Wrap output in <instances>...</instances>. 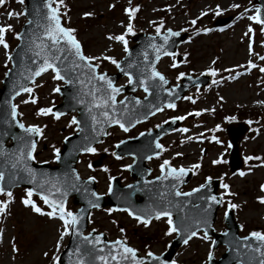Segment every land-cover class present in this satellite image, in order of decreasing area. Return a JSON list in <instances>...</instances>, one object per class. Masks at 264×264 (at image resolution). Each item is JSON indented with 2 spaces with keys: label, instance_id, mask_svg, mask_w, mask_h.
Returning a JSON list of instances; mask_svg holds the SVG:
<instances>
[{
  "label": "rangeland",
  "instance_id": "374dc122",
  "mask_svg": "<svg viewBox=\"0 0 264 264\" xmlns=\"http://www.w3.org/2000/svg\"><path fill=\"white\" fill-rule=\"evenodd\" d=\"M15 1L8 0L6 6L0 8V26L11 25V30L4 33L7 50L0 46V79L9 69V56L14 46L8 43L11 42L9 37L25 23L23 1ZM225 1L229 3L225 5ZM55 3L65 26L75 30L73 34L82 46L84 55L100 58L90 62L99 65L101 71L109 73L115 72V64L102 57L108 56L119 61L126 54L125 45L109 39V36L123 34L129 48L133 45L131 38L138 30L156 34L154 30L159 26L188 34L187 41L177 49L183 58L187 56L186 61L173 67L174 57H164L158 62L157 69L168 76L172 83L176 82L180 73L187 70L200 75L210 73L208 70L212 69L216 72L212 75L214 82L198 95L193 93L195 90L192 91V105H185L182 101L175 108L161 111L146 123L157 124L173 117H185L180 120V130L162 140L165 152L154 163L157 164L156 169L160 162L167 160L176 168L195 170L197 174L190 186L200 183L209 172L218 175L214 169L227 159L229 152V145L221 132L225 121L220 112L238 109L239 114L243 110H264V72L260 71L264 67V59H261L264 57V34L261 33L263 26L260 23L248 19L249 16H256L257 12V6L252 0H62V3L55 0ZM232 4L239 7L232 8ZM126 8H137L133 14L131 32L126 31L129 23ZM8 12L16 15L9 18ZM202 12L204 15H201ZM84 13L91 15L85 16ZM215 19L229 21L222 28L215 29L212 27ZM193 20L196 21L195 24L191 23ZM249 27L252 28L251 33L248 32ZM249 61L256 67L249 69ZM53 75L51 71L45 73L30 86L32 93L26 92L15 100L22 122L26 126L35 125L41 129L42 140H39L41 145L38 142L35 149V161L51 165L54 164L62 140L75 132V125L69 123L74 113L58 119L50 114H36L38 109L50 108L61 101L53 89L63 83L54 80ZM126 82L127 79H122L119 84L124 85ZM33 96L36 98L35 103L31 100ZM196 112H200L202 118H198ZM204 114H208L209 119L203 118ZM132 134L134 133L124 134L113 129L102 144L95 148V152L80 156L77 164L80 176L93 177L99 193L107 192L110 180L115 175L125 176L124 168L131 160L127 158L113 162L107 158L102 165L96 163L92 167L91 164L102 154L112 151L115 142ZM212 134L215 137L218 134L223 136L207 147L205 141ZM239 150L244 160L239 172L231 175L228 169L220 168L224 173L223 184H227L228 188L220 191L225 201L218 212L215 228L219 231L224 229L222 220L231 203L237 205L234 212L236 221L242 225L241 233L258 229L264 234V203L258 199L264 197V191L261 190V185H264V159L261 156H264V125L255 134L244 138ZM246 157L253 159L246 160ZM213 161L218 162L214 164ZM196 164L200 167H193ZM241 172L244 173L243 176L240 175ZM124 179L125 182L129 180ZM26 191L24 188H17L11 192V198L6 194L0 196V202L8 201L5 211L0 213V264H57L53 257L57 258L65 248L69 232L60 239L63 222L59 219V214L49 217L33 212L31 205L22 202L24 199H31L43 213L52 211V208L45 206L42 199L28 197ZM226 192L231 193V196ZM65 209L73 213L76 207L68 200ZM107 210L108 208H104L92 212L90 229L106 234L110 240L124 239L141 255L149 251L160 254L166 248L165 243L173 237V234L165 235L167 219L155 220L145 226L123 212ZM202 237L203 235L198 234L178 250L174 258L175 264H207L212 240H204ZM57 241L60 242L59 248ZM223 252V247H218L215 257H220Z\"/></svg>",
  "mask_w": 264,
  "mask_h": 264
},
{
  "label": "water",
  "instance_id": "95a60500",
  "mask_svg": "<svg viewBox=\"0 0 264 264\" xmlns=\"http://www.w3.org/2000/svg\"><path fill=\"white\" fill-rule=\"evenodd\" d=\"M52 1L24 0L23 13L27 22L18 34L19 43L10 57L12 68L8 70V74L1 82L0 144L3 145L5 155L0 156V171L4 173V178L0 180V188H3L4 192H10L15 187H24L32 190V193L40 197L41 194L47 195L50 200L59 201L64 206L66 200L73 197V203L80 205V208L74 213L79 217L77 230L73 233L70 229L68 244L59 255L58 264H75L81 256H83L86 264H103V261L95 259L96 255L106 257L110 264H116V261L111 260L112 254L117 255L120 264H132L131 255H128L127 259L121 257L122 249L114 247V242H109L104 234L91 230V236L89 234L84 235L88 228L90 211L93 208L105 206L118 211L128 208L136 214L151 215L153 218H155V211L167 210L171 213L173 226L181 228L188 226L190 230L207 232L208 237L212 236L214 238L213 249L218 245H225L227 248V251L217 261L212 254L211 258H208V264H260V261L264 260V255H261V252H264V242L258 241L250 235L247 240L239 238L238 225L233 219L231 209H228L225 215L226 231L221 234L214 233L212 224L220 205V197L216 193L219 185L218 180H207L203 184L204 187L197 188L199 189L197 192H190L191 195L178 197L175 193L190 177L188 170L185 171L183 176L177 178L176 176H167L168 167L166 166L163 177L161 173V179H148L150 169L145 166V162L159 154L160 148L156 147L159 144V138L173 128L178 127L179 122L177 120L170 121L154 131L142 133L135 139L125 140L116 145L114 151L116 158L127 156L134 158V162L128 167L133 182L128 185H121L120 178H114L111 182L112 190H108L106 196H92L93 192L96 193L94 180L81 179L75 167L79 155L86 152L84 151L86 147H94L100 143L103 137L107 135L109 128L118 125L112 123L113 116L128 129H131L136 124L144 122L152 116L147 115L149 112L155 114L158 112L155 109H163L167 107L168 103L175 104L176 101L183 98L184 93L189 89L204 87L211 81L208 74L199 77L185 76L179 78L180 84L170 86V82L166 77H164L167 80L166 84H163L157 77H151L150 69L154 68L156 70V64L162 56L174 55L177 47L186 40V33L181 34L179 32L178 36H168L166 43L163 36L168 35V30L160 35L136 34L133 37L135 44L128 49L125 57L118 62L120 66H116L117 72L114 74L102 73L112 82L114 87H116V82L124 76L129 78L130 75L132 83L116 87L119 91L114 94L115 104L109 101L108 105L103 108L93 107L91 111H89V107L92 104V96L88 94L92 87V84L88 83L92 75L90 70L82 67L73 68L74 61L81 64L82 62L75 60L70 52L60 53V60L57 63L61 68L62 75L71 83H65L62 80L65 85L58 88L62 102L53 106L51 110L52 113H62V115L77 112V116L74 118L79 125L76 126L78 132L64 140L62 149L58 151V157L55 159L56 165L35 164L33 160L28 161L25 155L23 162L27 168L32 169L34 175L29 174L19 166L12 167L15 160L13 154L19 151L21 145L26 141H35L36 143L38 138L34 134L25 133L17 126L20 122L18 116L15 121L12 120L11 104L18 95L24 93L20 91V88L28 87L37 78L26 79L29 73L42 63L41 59L34 56L37 49L33 41L40 43L43 40L46 46L50 45V41L44 37V31L48 25V7H52ZM254 3L259 6L257 16L264 20V0H254ZM60 23L61 26L65 27L61 19ZM223 24L222 20H217L214 26ZM151 45H156V48H160V51L158 52ZM65 48H67V45H65ZM157 56H159V59H157ZM33 60H37V64L34 65ZM180 61L181 57L177 55L176 63ZM125 73L129 75H125ZM141 80L144 81V87H140ZM80 81H83V84ZM94 83L97 87L102 84L100 81ZM145 88L148 91H145ZM140 90L145 93V96L137 97L134 95L135 92ZM107 91V86L104 85L102 91L97 95H103ZM122 94L125 96L120 101L124 103L120 104L117 97ZM80 101H83V103ZM105 111L108 112L107 118L101 114ZM93 116L96 117L95 124L93 123ZM246 130L247 125L242 122L231 123L226 128V134L231 144L228 161L231 173L237 171L241 166L237 143ZM8 140L12 142L7 146L6 142ZM77 176L79 177L78 180L76 179ZM57 187L60 188V192L55 190ZM208 196H215L219 202L209 201ZM92 204H96L98 207H92ZM205 219L207 224L196 225V221ZM97 235L100 236L101 243L95 244V248L83 239L89 237L95 243ZM185 236L186 233L183 231L180 235L176 234L167 250L162 255L157 256L160 261H163V264H172V257L177 249L184 244ZM120 241L127 246L123 240ZM258 248L261 252L256 251ZM135 255L137 259H142L143 263L160 264V261H153L147 255L140 257L137 252H135Z\"/></svg>",
  "mask_w": 264,
  "mask_h": 264
},
{
  "label": "snow or ice",
  "instance_id": "6c2138e0",
  "mask_svg": "<svg viewBox=\"0 0 264 264\" xmlns=\"http://www.w3.org/2000/svg\"><path fill=\"white\" fill-rule=\"evenodd\" d=\"M22 2V0H21ZM59 3H62V0H58ZM5 3V0H0V5H3ZM47 6V4H46ZM109 7H112V5H109ZM232 8H237L239 7V5L237 4H232L231 5ZM137 11V8H131L125 9V12L128 13V20L129 23L127 25L126 31L127 32H131L132 31V19H133V14ZM245 11H247V9H245ZM7 15L9 16V18H11L13 15H16L13 12H8ZM85 16H90L91 13H84ZM201 15H204V13L202 12ZM249 20H254L256 23H261L264 24V20H261L259 16H249L248 17ZM47 20H48V25L45 28L44 31V37L50 41V45H45L43 40L40 43H36L35 41H33L37 51L34 53V56H36L37 58L42 60V63H40L34 71H31L29 73V76L26 77V79L32 80L35 77L40 76L42 73L51 70V72L54 74L53 75V79L54 80H64L65 83H71L69 80L66 79V77L64 75H62V71L61 68L58 65V61L60 60V53L62 52H70L73 57L75 58V60H78L81 63H76L75 61L73 62V68H87L88 70H90L91 72V77L89 78L88 83L92 84V87L89 91L88 94H90L92 96V104L89 107V111H91V108L95 107V108H103L105 105H108L109 101H111L112 104L116 103L115 100V96L114 94L116 92L119 91V89H117L116 87L113 86L112 82L110 80L107 79V77L102 74V73H98L97 72V68L99 67V65L97 64H92L89 61L95 60V59H100L98 57H90V56H85L83 55L82 51H81V45L80 43L77 41V39L74 36V29L71 28H65L63 26H61L60 23V19L58 16V9L57 8H52V7H48V16H47ZM191 23L195 24L196 21L193 20ZM11 30V25H5V26H0V46H3L5 48V50H7L8 45L4 40V33L5 31ZM205 31H207V29H205ZM156 32L157 34L160 33V27L158 26L156 28ZM248 32L251 33L252 32V28L249 27ZM261 32L264 33V27L261 28ZM179 32H173L170 29L168 30V35L163 36V40L165 41V43L168 40V36H178ZM109 39H113L116 41H119L121 43H123L125 45L124 47V51L127 53L128 52V48H127V41L124 38V35H118V36H109ZM63 42V43H62ZM65 45H67V48H65ZM151 47L156 48V45H151ZM161 48L163 47L162 45L160 46ZM156 50L159 52L160 48H156ZM252 52V44H251V37H249V53ZM5 54L7 55V51L5 52ZM10 59V57H9ZM102 59L104 60H108L111 63L115 64L117 67H119V63L118 61H116L115 59L108 57V56H103ZM157 59H159V56H157ZM261 59H264V57H261ZM32 63L35 65L37 64V60H33ZM173 67H175V64L172 65ZM253 67H256V65H254L251 61L248 62V68L251 69ZM210 72L211 75H215L216 72L212 69L208 70ZM261 72H264V67L260 68ZM150 73H151V77H157L159 78V80L163 83L166 84L167 80L164 78L163 75H161L159 72H157L154 68L150 69ZM8 73H5V75H7ZM125 75H129L128 73H125ZM184 73H180L179 76L177 77V79H179L180 76H183ZM95 81H100L102 82V84L100 85V87H97L95 85ZM81 84H83V81H80ZM128 83H132V77L129 75V79H128ZM106 85L107 86V92H104L103 95H97V93H100L103 89V86ZM140 87H144V81L141 80L140 81ZM21 92H27V93H32L33 89L31 87H21L20 88ZM53 91H59L58 88H54ZM145 91H148L147 88H145ZM17 95L19 93H16ZM186 99H191L190 97H186ZM32 103L36 102V98L33 96L31 98ZM81 103H83V101H80ZM22 103H27V101H22ZM120 104H123V101L119 102ZM137 103H139V101H137ZM168 108H175V104L174 103H168L166 105ZM161 109L157 108L155 109V111H160ZM50 112H52V110L50 108H40L37 111V115H48ZM54 118H59L60 115H62V113H52ZM104 117H108V112H102L101 113ZM153 112H149L147 115H153ZM196 115H200V112H196ZM18 116V112H17V106L15 104H11V118L12 120H16ZM146 118V117H145ZM185 117L184 116H177V117H173V120H183ZM93 123H96V117L93 116ZM231 119H235V117H231ZM70 124H77L78 122L76 121L75 118H73L70 122ZM112 123L118 124L125 132L128 131V128L121 123L119 120L115 119V116H113L112 118ZM17 126L22 129L25 133L29 134V135H36L39 136L41 133V129L35 125H28L27 127L23 124L18 122ZM182 131H187V129H182ZM14 139H16L14 137ZM157 148H160L161 146L159 144L156 145ZM36 148V143L35 141H26L24 144L21 145L20 149L18 152L14 153L13 155L15 156V160L12 164L13 168H16L17 166L23 168L24 170H26L29 174H33L32 173V169L27 168L26 164L23 162L25 160V155H26V159L28 161H31L34 159L33 156V152ZM54 151H56L54 149ZM84 151L89 152V153H93L96 151L95 148L89 146L86 147L84 149ZM5 155V151L3 150V145L0 144V156H4ZM179 155V154H178ZM246 160L248 159H253V157H246ZM255 159H260L259 157H255ZM218 161H213V163H217ZM169 164V161L165 160L161 165V173H162V177L164 176V172H165V168L166 166ZM193 167L195 168H199L200 165L196 164L193 165ZM185 169L184 168H179V169H175V168H171L168 167L167 168V176H176L177 178H179L180 176H183L185 174ZM34 175V174H33ZM241 176L244 175L243 172L240 173ZM162 177H157V179H161ZM4 178V173L2 171H0V180H2ZM166 178V177H164ZM76 179L78 180L79 177L77 176ZM93 177H89V180H93ZM200 187H204V185H201ZM221 187H223L224 189L228 188L227 184H222ZM55 190L57 192H60V188H55ZM112 190V186L111 184H109V191ZM199 189H192V192H197ZM261 190L264 191V185H261ZM0 192H4L3 188H0ZM32 190H28L27 191V196L31 197L32 196ZM6 195L11 198L12 193L11 192H7ZM176 196H188L191 195V193H182L177 191L175 193ZM92 196L96 197L97 194L95 192L92 193ZM45 204L49 205V207L52 208V211H49L47 213H43L41 208L37 207L35 204H33L31 199H24L22 202L25 205H31L32 206V211L36 212V213H40V214H46L49 217H53L55 216L57 213L59 214V219L63 222V231L60 233V239H63V237L68 234L69 230L71 229L73 231V233L76 232L77 230V222L79 217L77 215H74L71 211H67L64 207V205L62 203H60L59 201H55V200H50L49 197L47 195H43L41 194L40 197ZM98 198V197H97ZM207 199L209 201L212 202H219L216 200L215 196H208ZM260 200L261 203H264V197H260L258 198ZM8 203V201H3L0 202V213H3L5 211V205ZM92 207H98V205L96 204H92ZM229 208H236L237 205L235 204H229L228 205ZM123 211L127 212L129 216H133L136 221L138 223H143L145 226H147L149 224V221L153 218L151 215H139L134 213L133 211L129 210L128 208H124L122 209ZM107 211L111 212L112 209H108ZM161 217H167V223H168V228L167 231L165 233V235H169L172 233H176L177 235H180L181 232L183 231L184 233H186V236L184 238V243L187 244L188 241L192 238L197 236V231L196 230H190V228L188 226H185L183 228L181 227H176L173 226V221L171 219V213L168 212L167 210H159V211H155V219L159 220ZM207 224V220H198L196 221V225L199 224ZM121 231H123V229H121ZM251 237H254L255 239H257L258 241H262L264 242V234H261L260 232H252L249 234ZM89 236H91V233H89ZM84 240H86L89 244L93 245V248H95V244H99L101 243V239L100 236L97 235L95 237V243L89 239V237H84ZM202 239L204 240H208L209 237L207 235V232L204 233V236L202 237ZM245 240L248 239V237H244ZM59 241H57V248H59ZM114 247H119L120 249H122L121 252V257H123L124 259H127L128 255H131V260H132V264H143V260L142 259H137L135 252L136 250L131 248V247H127L124 245V243L120 240H117L114 242ZM15 250V249H14ZM257 252H261V250L258 248L256 249ZM46 255V254H45ZM85 255H87V253H85ZM147 257L152 258L153 261H160V258L155 256L151 251L146 253ZM261 255H264V252H261ZM209 258H211L212 256V252L209 251L208 253ZM96 260L99 261H103V264H110V262L107 260L106 257L104 256H100V255H96L95 256ZM53 260H56V257H53ZM111 260L112 261H116V264H120V259H118L117 255L112 254L111 255ZM75 264H86V262L83 259V256L79 257ZM160 264H163V261H160ZM173 264H175V261H173ZM260 264H264V260L260 261Z\"/></svg>",
  "mask_w": 264,
  "mask_h": 264
},
{
  "label": "trees",
  "instance_id": "16d2710c",
  "mask_svg": "<svg viewBox=\"0 0 264 264\" xmlns=\"http://www.w3.org/2000/svg\"><path fill=\"white\" fill-rule=\"evenodd\" d=\"M8 0H5V3L3 4V5H0V8H3L4 6H6V2H7ZM16 1H20L21 2V0H16ZM15 1V2H16ZM162 29V27H160V30ZM9 40H13V37L12 36H10L9 37ZM238 111H240V110H235V112H234V116H235V118L236 119H239V120H245V121H249V120H257L260 116H261V114L263 113L262 111H253V110H250V111H242V113H239L238 114ZM224 117H225V119H228L229 117H228V114H225L224 115ZM155 238H157V236H155Z\"/></svg>",
  "mask_w": 264,
  "mask_h": 264
},
{
  "label": "flooded vegetation",
  "instance_id": "af4514ba",
  "mask_svg": "<svg viewBox=\"0 0 264 264\" xmlns=\"http://www.w3.org/2000/svg\"><path fill=\"white\" fill-rule=\"evenodd\" d=\"M157 125H160V124H144V126H142V128H140V129L138 128V130H136V131H137V133L142 132V131H148V130L154 129Z\"/></svg>",
  "mask_w": 264,
  "mask_h": 264
},
{
  "label": "bare ground",
  "instance_id": "6f19581e",
  "mask_svg": "<svg viewBox=\"0 0 264 264\" xmlns=\"http://www.w3.org/2000/svg\"><path fill=\"white\" fill-rule=\"evenodd\" d=\"M229 2L225 1V5L228 4Z\"/></svg>",
  "mask_w": 264,
  "mask_h": 264
}]
</instances>
